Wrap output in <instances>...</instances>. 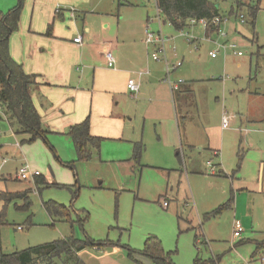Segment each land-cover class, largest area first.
Listing matches in <instances>:
<instances>
[{
  "label": "rangeland",
  "instance_id": "obj_1",
  "mask_svg": "<svg viewBox=\"0 0 264 264\" xmlns=\"http://www.w3.org/2000/svg\"><path fill=\"white\" fill-rule=\"evenodd\" d=\"M118 1L136 5L120 6L129 26L142 16L147 22L149 15L151 31L165 38L170 74L164 61L160 66L166 86L186 81L182 94L188 108L183 112L180 103L177 108L182 135L171 96L156 104L158 98L140 102L127 93L126 102L117 107L126 129L120 138L106 136L100 153L89 161L77 160L68 131L48 132L47 141L39 137L32 142L28 133L15 134L18 126L14 131L3 117L5 148L0 157L8 162L0 189L31 191L27 208L22 199L8 206L4 251L72 235L141 249L152 234L176 264H264V0H247L257 7L254 23L248 4L230 14L233 1L217 0L226 36H208L201 24L177 30L163 23L160 28L155 0H116V15ZM241 14L246 22H241ZM233 42L242 55L229 49L227 55L221 51L211 56L220 45ZM152 47L145 48L143 67L149 64ZM178 62L182 65L173 68ZM224 117L229 119L227 128ZM136 142L143 144L138 159ZM26 161L41 173L46 186H36V178L28 184L17 177ZM165 197L171 201L169 208L163 206ZM49 200L67 206L71 220L50 216L43 204ZM237 219L243 225L239 238L234 237ZM259 244L262 248L254 256ZM102 248L87 247L83 257L96 261ZM110 251V261L132 263L127 254L120 259L124 253Z\"/></svg>",
  "mask_w": 264,
  "mask_h": 264
},
{
  "label": "crops",
  "instance_id": "obj_2",
  "mask_svg": "<svg viewBox=\"0 0 264 264\" xmlns=\"http://www.w3.org/2000/svg\"><path fill=\"white\" fill-rule=\"evenodd\" d=\"M18 1L4 0V4H0V8L2 7L0 11L10 10L18 4ZM118 2L116 15V0H25L20 27L10 36V54L14 60L23 65L27 73L38 75L39 88L34 93L33 99L48 132L68 131L71 125L90 117L92 135L104 136V139L106 136L120 138L126 125L124 116L120 114L117 107L126 102L127 93L129 95L128 81L135 79L140 83V92L135 98L129 96L133 100L141 99V102L158 98L159 102H155L157 104L168 102L171 96L177 126L182 135L177 108L180 103L181 110L187 111V102L182 94L186 81L170 84L167 87L162 79L161 61L152 59L151 53H149L147 69L143 67L145 48L147 46L148 50L151 49L144 38L147 22L151 18L148 15L146 22L145 17L142 16L132 21L133 23L131 22L129 26L124 19L125 15L120 12V6L129 9L136 8V5L130 2L121 1L123 4ZM158 13L161 28L166 22L161 17L159 8ZM241 22L246 21L244 19ZM50 24L51 34H48ZM188 25L195 24L188 23ZM204 28L208 36H212L214 32L220 34L215 26ZM15 36L19 37L15 38ZM78 36L82 37L80 43L74 41ZM152 48L153 52L155 49ZM238 48L237 45L235 48L228 47L224 51L220 46L217 51L219 53L222 51L227 55L229 49L237 53L240 51ZM107 51H112L115 55L114 67L108 66ZM137 65L141 67L139 71L132 69ZM3 117L14 131L18 126L12 123L6 110L0 106V149L5 148L1 143ZM223 128H227L224 127V123ZM180 140L183 141L182 137ZM16 145L20 146V143L16 142ZM214 155L218 157L217 151H214ZM3 159H6V163L8 162L7 158ZM2 160H0V166ZM5 164L2 165V170ZM207 165L211 173L216 174L213 162L208 161ZM167 200L168 205H163L165 208L170 207L171 201L165 197L164 201ZM229 205L231 206V203ZM110 241L113 244L102 248L100 255L95 256L96 261L90 262L83 257L85 249L79 254L83 260L85 259L86 264L96 262L98 264H118L116 260L110 261L109 252L112 248L115 254L116 251L124 253L119 257L120 259L127 254L131 264H152L151 257L140 253L144 247L139 249L129 244H122L120 241ZM94 248L101 249L100 247ZM261 248L262 244H259L254 256H258ZM130 252L133 254L130 255ZM173 262L176 264L175 261Z\"/></svg>",
  "mask_w": 264,
  "mask_h": 264
},
{
  "label": "trees",
  "instance_id": "obj_3",
  "mask_svg": "<svg viewBox=\"0 0 264 264\" xmlns=\"http://www.w3.org/2000/svg\"><path fill=\"white\" fill-rule=\"evenodd\" d=\"M233 8L230 14L235 13V8L242 10L245 5L251 8L250 15L253 23L256 18L257 7H253L247 0H232ZM160 15L165 22L172 24L177 30L187 26L192 18L212 19L223 16L217 0H156ZM24 0L7 12L0 11V106H2L14 125H18V132L31 135L29 141L39 137L46 139L48 129L44 124L33 99L38 91V75L27 73L21 63H18L10 54V36L20 27V19ZM217 28V27H216ZM52 29L51 24L48 34ZM68 134L74 142L77 160L89 161L95 153H100L103 137L91 133V120L87 117L80 123L71 125ZM143 151L142 142L135 143L134 157L138 159ZM35 185L46 186L45 178L40 174L35 177ZM7 182L6 179H2ZM31 179H26L30 183ZM46 184V185H45ZM31 191H10L0 189V264H86L80 256V251L87 247H106L113 244L110 240L97 243L86 238L78 239L75 236L63 237L51 242L30 246L22 250L7 253L3 249L2 229L9 224L7 210L10 203L18 199L25 200L24 207H28ZM44 206L50 216L62 219L70 218V211L64 204L54 200L45 201ZM133 252V250L131 249ZM130 252V255L133 253ZM141 254L152 258V264H174L170 252L164 250L161 240L156 236H148Z\"/></svg>",
  "mask_w": 264,
  "mask_h": 264
},
{
  "label": "built area",
  "instance_id": "obj_4",
  "mask_svg": "<svg viewBox=\"0 0 264 264\" xmlns=\"http://www.w3.org/2000/svg\"><path fill=\"white\" fill-rule=\"evenodd\" d=\"M241 21H244V15L241 14L240 15ZM160 19V18H159ZM226 19H224V17L222 16H218L212 19H207V18H201V19H196V18H192L188 21V23L190 24H201L204 27H211V26H215L217 27V31L221 34V35H226L221 31V24L223 22H225ZM161 22V20H160ZM75 42H82V37L78 36L74 39ZM145 41L146 44L148 46H153L154 47V51L151 53V57L154 60L157 61H164L166 62V71L168 74H170V66L168 65V56H167V50L165 47V38L163 37V35L161 34V32H154L151 31L150 29V25H147L146 30H145ZM221 48L225 51L226 48H235L237 45L235 43H230L229 45H220ZM239 55L242 53L241 51L237 52ZM219 54V51H214L211 52V56L212 57H217V55ZM106 59L108 62V66L109 67H114L116 64V58L115 55L112 51H107L106 52ZM182 63L178 62L176 65L173 66V68H177L179 66H181ZM128 92H129V96L132 98L137 97L138 93L140 92V83L135 80V79H130L128 81ZM224 127H228L229 126V119L227 117L224 118ZM6 163V159L2 160V165ZM2 165L0 166V174L2 173ZM41 173L38 170H34L27 162H24L21 167L19 168L18 172H17V177L20 180H26V179H31L33 180L36 176L40 175ZM164 205H168V201H164ZM234 237L235 238H239L242 236V232H243V225L242 222L240 220H235L234 221ZM18 229H23V227L18 226Z\"/></svg>",
  "mask_w": 264,
  "mask_h": 264
}]
</instances>
